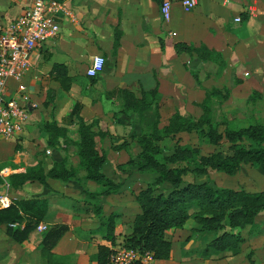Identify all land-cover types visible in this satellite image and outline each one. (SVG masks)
Instances as JSON below:
<instances>
[{
  "label": "crops",
  "instance_id": "1",
  "mask_svg": "<svg viewBox=\"0 0 264 264\" xmlns=\"http://www.w3.org/2000/svg\"><path fill=\"white\" fill-rule=\"evenodd\" d=\"M171 1L168 19L157 0L62 1L66 13L60 18L59 36L35 50L31 69L22 83L10 84L14 91L24 88L27 100L22 102L30 108V117L19 137L9 141L0 138V167L4 173L0 178L26 173L39 163L47 172L66 157L76 167L78 157L72 154L71 146L48 147L43 122L54 119L59 127L70 131V138L76 142L79 138L72 132L76 133L77 123L69 125L68 120L79 106L86 123L98 121L93 130L103 133L95 138L97 150L107 156L102 172L122 188L109 196L91 197L88 194H100L103 188L88 180L84 171L76 180L47 179V186L33 182L19 190L10 188L13 201L47 200V212L40 224L48 230L39 232L36 228L19 243L7 234L6 227L0 226V264H97L99 247L112 245L106 240L104 225V218L111 215L115 216L117 243L132 234L140 212L135 199L138 192H133L132 186L145 187L157 176L139 171L126 175L125 168L131 150L138 151L135 156L140 154L136 138L153 124L154 110L141 122L137 114L122 113V100L113 92L128 90L141 98L142 92L157 89L161 127L168 125L176 113L199 118L202 110L198 104L205 99L204 80L208 76L207 72L202 77V67H210L214 73L218 68L212 62L177 53V44L205 45L221 53L227 71H236L235 77L242 81L234 91L248 84L245 75L249 72L261 78L264 0H197L198 5L191 11L184 9L183 0ZM30 6L31 0H0V29ZM116 30L122 34L114 54ZM97 55L106 59V66L102 74L90 78L87 70ZM55 65L67 67L71 79L68 90L51 76ZM251 86L264 94L259 89L264 88L260 80ZM51 89L56 92L55 101L45 107ZM256 224L255 231L247 228L243 232L245 242L233 254L209 248L215 235L193 233L198 225L190 219L184 229L166 233L172 243L171 258L147 264H264V212Z\"/></svg>",
  "mask_w": 264,
  "mask_h": 264
},
{
  "label": "trees",
  "instance_id": "2",
  "mask_svg": "<svg viewBox=\"0 0 264 264\" xmlns=\"http://www.w3.org/2000/svg\"><path fill=\"white\" fill-rule=\"evenodd\" d=\"M62 2L63 0H53ZM160 4L162 0H157ZM121 32L116 30L114 42V54H116L121 39ZM177 53H187L191 57H197L203 62H212L218 65L221 71L228 69V64L221 53L210 50L202 45L195 47L187 44H177ZM200 83L198 75L192 72ZM51 76L59 81L64 89L68 90L71 79L68 76L67 67L55 65ZM235 85H240L241 80L235 78ZM224 93V94H223ZM56 92L48 91L45 107H49L55 101ZM113 95H119L122 100V113L137 114L142 122L145 115L154 110V122L150 129L143 131L136 138L140 147L139 158L141 173L155 174L157 177L153 183L141 188L135 199L140 206V212L135 217L133 232L126 237L123 244L141 253H151L155 260H169L172 254V243L166 239V233L170 230H182L190 219H194L198 228L195 233H212L215 235L209 248L217 252H231L237 254L241 244L245 242L243 232L250 228H257L256 219L264 212V191L248 192L245 190H233L229 188H217L210 181L202 183H187L183 175L190 168H179L177 164L188 162L192 152L184 149L176 142L172 154L165 156L161 162L165 150L161 146L167 139H176L183 132L196 131L206 137L210 144L220 145L225 141L232 152L227 154L219 151L207 158H201L203 167H196L193 171L208 175V169L216 170L228 176L236 175L243 165L251 164L264 166V124H251L238 130L226 129L222 134L214 126L213 105L221 96L222 102H227L231 97V90L224 92L219 88L206 90V96L198 107L202 110L199 118L184 117L176 113L169 124L161 127L158 105V90L142 92L138 98L128 90H118ZM262 98L258 92H253L249 102L254 104ZM68 120L69 125L77 123L76 134L78 141L70 138V131L61 128L53 119L51 122H43V129L48 135L49 148H61L62 145L76 148L78 164L73 167L66 157L60 163H54L46 172L42 163L34 169H28L26 173L10 174L0 178V182L8 185L13 190L22 189L27 183L37 182L47 186V179L71 181L78 179L81 171L86 173L88 180L99 184L103 191L100 194H88L91 197H104L118 193L122 184H115L106 177L102 168L107 162L105 153L97 150L95 138L103 136V133L94 132L98 121L91 124L79 114V106L75 107ZM205 128L208 130L206 131ZM247 142L251 144L246 145ZM66 151V149H65ZM192 164L190 160L189 164ZM168 165H174L169 167ZM206 168V169H205ZM170 185V190H164V185ZM47 212L46 199H28L13 201L9 208L0 209V226H7V234L15 241L22 243L27 240L39 224L43 221ZM106 226V240L112 245L116 244L115 216L104 218ZM24 224V228H12L11 224ZM109 247L100 246L96 256L97 264H107ZM140 264V263H137Z\"/></svg>",
  "mask_w": 264,
  "mask_h": 264
},
{
  "label": "built area",
  "instance_id": "3",
  "mask_svg": "<svg viewBox=\"0 0 264 264\" xmlns=\"http://www.w3.org/2000/svg\"><path fill=\"white\" fill-rule=\"evenodd\" d=\"M172 1L162 0V13L168 19ZM186 11L193 10L197 0H183ZM66 13L62 2L53 0H31V6L20 16L0 29V138L13 140L19 137L30 117V108L23 104L24 88H10L11 82L20 84L32 66L35 50L55 39L60 34V18ZM240 21V19H236ZM106 59L97 55L92 58L87 76L96 78L103 73ZM36 108L35 105H30ZM8 186V185H7ZM9 187V186H8ZM13 200L7 193L0 196V209L9 208ZM12 228H24V224H11ZM39 232H46L48 227L40 224ZM107 264H147L154 261L151 253L126 247L123 242L109 246Z\"/></svg>",
  "mask_w": 264,
  "mask_h": 264
},
{
  "label": "rangeland",
  "instance_id": "4",
  "mask_svg": "<svg viewBox=\"0 0 264 264\" xmlns=\"http://www.w3.org/2000/svg\"><path fill=\"white\" fill-rule=\"evenodd\" d=\"M215 64V63H214ZM218 70L217 73L211 72L210 67H202L203 74L202 77H205V74L208 72L207 78L204 80L205 85L207 86V90H211L213 88H219L223 92L226 89L231 90V99L228 100V102H222L221 96L218 97V99L215 101V104L213 105V121L214 126L217 129V131L220 133H224L226 129L230 130H238L240 128H246L251 124L256 123H262L264 124V94L262 95V98L257 99L256 103L252 104L248 100L251 95H253L254 91L251 83L256 81H259L263 83L264 85V71L260 72L262 74L261 78H257L253 76L255 72H249L245 75V79L249 80L248 84L238 90L234 91L235 88V73L236 71H221L216 64ZM260 90L264 88L260 87ZM264 93V92H263ZM224 94V93H223ZM196 118V117H194ZM152 120H154V115H152ZM150 126L145 129V131L150 129ZM207 131L208 129L205 128ZM72 135L74 137H77L76 133L72 132ZM181 137H176V139H167L163 143H161V146L165 150L164 156L160 157L161 162H163V159L165 156H169L172 154V150H174L175 146L177 145L176 142H179V145L184 148L188 149L192 152L191 158L189 161H192V164L190 163L188 165V162H183L181 165L177 164L179 168H190L189 172L183 175L184 180L187 183H202L206 181H210L211 184L217 188H229L233 190H245L248 192H260L264 191V166H256L251 164H245L242 166L240 171L234 175V176H228L226 174H223L221 172H218L216 170L208 169V175L200 174L198 172H194L193 170L196 167H203L202 163L200 164L201 158H207L210 155H213L216 152L223 151L227 154H230L232 151L229 150V145L223 141L220 145L214 146L210 144L209 140L206 137H203L200 135L199 132L196 131H190V132H183V134L180 135ZM251 144L250 142H247L246 145ZM67 150V149H66ZM71 152L72 154L76 155V148L74 146H71ZM136 152V153H135ZM138 153V151L131 150L130 154L131 159L128 163V167L125 168V173L128 175L130 172H136L140 171V163L141 161L139 158V154L135 156ZM74 157V156H73ZM169 167H172L174 165H168ZM204 168V167H203ZM0 167V175L4 176V173L1 172ZM206 169V168H205ZM135 170V171H133ZM154 180L151 182L153 183ZM151 183H146L147 185ZM142 187L140 185L132 186L133 192H139ZM164 190H170V185H164ZM10 188H8L7 185L0 182V196L9 194ZM10 195V194H9ZM194 220V219H192ZM195 222V221H194ZM196 224V222H195ZM197 225V224H196ZM7 228V226H4ZM193 233L194 230H192Z\"/></svg>",
  "mask_w": 264,
  "mask_h": 264
}]
</instances>
